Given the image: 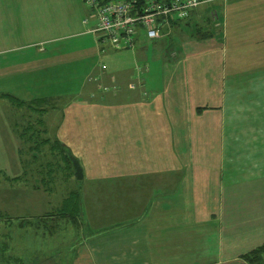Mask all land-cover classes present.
I'll use <instances>...</instances> for the list:
<instances>
[{"label":"crops","instance_id":"crops-1","mask_svg":"<svg viewBox=\"0 0 264 264\" xmlns=\"http://www.w3.org/2000/svg\"><path fill=\"white\" fill-rule=\"evenodd\" d=\"M13 16L0 27V96L39 101L47 131L58 113L52 135L82 167L72 264H249L240 254L264 240V0H226L221 35L195 32L212 58L202 71H152L140 34L128 65L112 64L90 27ZM4 103L22 165L27 119Z\"/></svg>","mask_w":264,"mask_h":264},{"label":"rangeland","instance_id":"rangeland-1","mask_svg":"<svg viewBox=\"0 0 264 264\" xmlns=\"http://www.w3.org/2000/svg\"><path fill=\"white\" fill-rule=\"evenodd\" d=\"M225 1H202L195 8V16L180 25L183 30L180 35L174 31L155 40H141L145 46L146 57L144 55L140 61L148 62L152 71H182L183 69L202 71L206 64L212 68V58L209 54L202 52V43H206V40L195 37V32L208 31L217 36L221 35L223 19L220 16ZM213 10L217 11L216 19L212 18ZM17 11H21L20 17ZM13 14L20 20L22 27L36 22L85 29L90 27L93 21V18H88L89 9L83 0H0V27L4 23L7 27L15 25L17 21ZM84 18L87 19L86 22L83 21ZM201 18H208V20L202 21ZM11 19L15 22L10 23ZM22 29L26 31L25 28ZM77 40L78 37H69L62 42L67 47L76 43ZM106 54L111 56L112 64L128 65L133 58V52L129 48L109 49ZM68 85H64L65 88ZM72 86V84L69 85L70 88ZM4 101L10 102L7 96H0V264H72L77 243L75 242L76 230H80L79 223L75 224L72 219L58 214L56 209L69 190L76 188L84 198L86 191L85 186L83 187L84 180L75 178L72 183H63L58 182L59 179L56 178L51 182L44 174L47 180L45 185L42 179L43 173L38 172V168L44 164V157L41 160L43 164L39 165L36 162L28 166L30 169L26 168L28 171L23 180L11 182L6 179L3 173L9 176L20 174L23 167L15 162L13 157L11 158L10 151L16 146V141L8 134L10 126L7 114L11 111L10 120L12 121L15 112L13 109H7ZM10 106L13 108L15 105L11 103ZM17 109L20 111L21 108ZM58 115V113L53 114L47 122L49 130L43 132V136L53 137L52 132L59 118ZM18 116L19 113L17 118L20 119ZM20 141H18L19 145ZM43 167L46 169L45 166ZM16 197L19 200L23 198L22 202L19 201L21 204L26 202L25 197L33 203L32 209L27 211L28 214L22 212L24 209L21 211V209L18 210L19 207L12 205L17 203ZM80 211H84L82 205ZM31 212L33 217H27L31 216ZM48 213H54V218L49 216L43 218V215ZM45 219L47 222H44ZM27 223H30L28 232H26Z\"/></svg>","mask_w":264,"mask_h":264},{"label":"trees","instance_id":"trees-1","mask_svg":"<svg viewBox=\"0 0 264 264\" xmlns=\"http://www.w3.org/2000/svg\"><path fill=\"white\" fill-rule=\"evenodd\" d=\"M188 17L189 15L186 18L177 19L174 22L185 19L187 20ZM204 34H210V32L202 33L201 36ZM96 41L100 44L101 50L105 46L111 47L108 42H104L99 39H96ZM111 48L117 49L113 47ZM2 95L7 96V99L10 100L13 105L21 108V113L19 115L20 118L24 116L27 119L24 124L17 123L19 140H21V144L18 147V153L23 166V171L20 174L13 176L4 174L5 178L9 179L10 181L23 180V178L26 177L25 174L28 171L26 168L36 162L39 165L43 164L41 161L43 160L42 157H44V164L38 168V172L41 171L43 173L42 175L45 174L47 178L49 177V181L53 182L56 178L59 180H65L69 178L74 171L69 156L70 150L55 136L52 138L50 136H43L42 133H45L47 129L43 127L44 109L38 105L39 101H25L11 93H3ZM48 154L50 155V158H48ZM43 166H45L46 169H44ZM45 175L42 177V179H44L43 181L45 185H47V180L44 178ZM80 209L79 191L73 189L69 190L68 193L63 197L61 204L56 210L58 214H62L63 216L72 219L73 222H76L77 217L80 214ZM46 215L53 216L54 213L44 214L43 218H46ZM44 222H47L46 219ZM240 257L246 260L249 264H264V240L250 250L241 253Z\"/></svg>","mask_w":264,"mask_h":264},{"label":"built area","instance_id":"built-area-1","mask_svg":"<svg viewBox=\"0 0 264 264\" xmlns=\"http://www.w3.org/2000/svg\"><path fill=\"white\" fill-rule=\"evenodd\" d=\"M83 1L89 9L88 18H93L88 30L97 40L120 49L132 48L139 34L144 39L166 35L175 20L187 17L204 0ZM211 15L216 19L217 11H211Z\"/></svg>","mask_w":264,"mask_h":264},{"label":"water","instance_id":"water-1","mask_svg":"<svg viewBox=\"0 0 264 264\" xmlns=\"http://www.w3.org/2000/svg\"><path fill=\"white\" fill-rule=\"evenodd\" d=\"M69 156H70V159H71L72 166H73V169H74L76 177L77 178H81L83 172H82V167L80 165L79 160L71 152L69 153Z\"/></svg>","mask_w":264,"mask_h":264}]
</instances>
